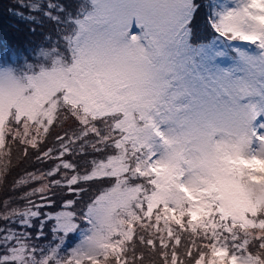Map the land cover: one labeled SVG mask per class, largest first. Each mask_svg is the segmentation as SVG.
<instances>
[{"label": "snow or ice", "instance_id": "6c2138e0", "mask_svg": "<svg viewBox=\"0 0 264 264\" xmlns=\"http://www.w3.org/2000/svg\"><path fill=\"white\" fill-rule=\"evenodd\" d=\"M14 5L0 264H264V0Z\"/></svg>", "mask_w": 264, "mask_h": 264}, {"label": "trees", "instance_id": "16d2710c", "mask_svg": "<svg viewBox=\"0 0 264 264\" xmlns=\"http://www.w3.org/2000/svg\"><path fill=\"white\" fill-rule=\"evenodd\" d=\"M14 6V0H0V51L7 52L9 48H15L22 55L30 54V50L35 45L43 42V34L51 32L52 25L47 21L44 22L42 27L28 22L18 21L9 15V8ZM206 11V9L202 10L198 23L200 25L201 36L211 40L214 38V34L205 25L204 17ZM33 27L36 28L35 33L29 30ZM5 59H7L6 56ZM15 155L19 154L16 153ZM23 167H27L29 171H32L35 167H39V165H24ZM22 170L23 168L17 169L18 172ZM42 243H46V241Z\"/></svg>", "mask_w": 264, "mask_h": 264}, {"label": "rangeland", "instance_id": "374dc122", "mask_svg": "<svg viewBox=\"0 0 264 264\" xmlns=\"http://www.w3.org/2000/svg\"><path fill=\"white\" fill-rule=\"evenodd\" d=\"M220 2H230V0H221ZM59 210V209H58ZM78 240V236L72 238V243L74 244Z\"/></svg>", "mask_w": 264, "mask_h": 264}]
</instances>
